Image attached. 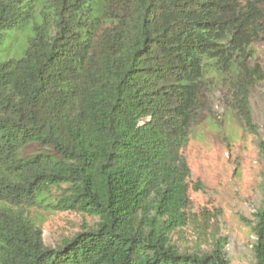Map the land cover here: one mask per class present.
Masks as SVG:
<instances>
[{
  "label": "trees",
  "instance_id": "trees-1",
  "mask_svg": "<svg viewBox=\"0 0 264 264\" xmlns=\"http://www.w3.org/2000/svg\"><path fill=\"white\" fill-rule=\"evenodd\" d=\"M0 264H229L222 245L183 250L190 169L182 154L230 76L246 127L264 0H0ZM34 147L26 153L28 147ZM93 224L55 247L34 211ZM252 264H264V201Z\"/></svg>",
  "mask_w": 264,
  "mask_h": 264
},
{
  "label": "rangeland",
  "instance_id": "rangeland-1",
  "mask_svg": "<svg viewBox=\"0 0 264 264\" xmlns=\"http://www.w3.org/2000/svg\"><path fill=\"white\" fill-rule=\"evenodd\" d=\"M30 36L29 30L8 31L0 62L20 57ZM251 55L250 65L257 64L263 74L248 92L252 129L234 98L235 79L215 78L210 102L182 151L190 169L188 220L173 239L183 250L209 251L219 243L229 264H252L251 226L264 201V37L253 43ZM33 216L44 244L52 248L93 224L73 212L36 210Z\"/></svg>",
  "mask_w": 264,
  "mask_h": 264
}]
</instances>
